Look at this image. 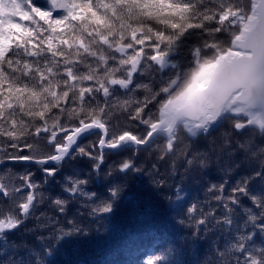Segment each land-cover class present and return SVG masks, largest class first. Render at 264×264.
Returning a JSON list of instances; mask_svg holds the SVG:
<instances>
[{"label":"snow or ice","instance_id":"6c2138e0","mask_svg":"<svg viewBox=\"0 0 264 264\" xmlns=\"http://www.w3.org/2000/svg\"><path fill=\"white\" fill-rule=\"evenodd\" d=\"M0 264H264V0H0Z\"/></svg>","mask_w":264,"mask_h":264}]
</instances>
